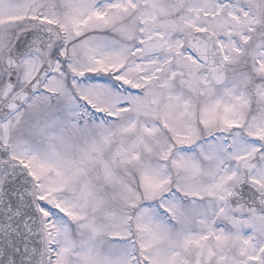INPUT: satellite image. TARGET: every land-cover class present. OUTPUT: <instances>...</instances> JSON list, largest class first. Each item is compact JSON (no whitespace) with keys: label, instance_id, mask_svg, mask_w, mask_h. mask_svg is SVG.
<instances>
[{"label":"snow or ice","instance_id":"6c2138e0","mask_svg":"<svg viewBox=\"0 0 264 264\" xmlns=\"http://www.w3.org/2000/svg\"><path fill=\"white\" fill-rule=\"evenodd\" d=\"M0 264H264V0H0Z\"/></svg>","mask_w":264,"mask_h":264}]
</instances>
